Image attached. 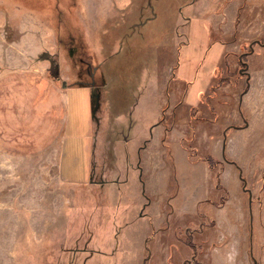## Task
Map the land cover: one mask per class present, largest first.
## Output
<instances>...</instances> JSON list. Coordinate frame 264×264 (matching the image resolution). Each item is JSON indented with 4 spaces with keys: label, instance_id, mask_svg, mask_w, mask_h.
I'll return each mask as SVG.
<instances>
[{
    "label": "rangeland",
    "instance_id": "rangeland-1",
    "mask_svg": "<svg viewBox=\"0 0 264 264\" xmlns=\"http://www.w3.org/2000/svg\"><path fill=\"white\" fill-rule=\"evenodd\" d=\"M57 1L0 0V264H264V0Z\"/></svg>",
    "mask_w": 264,
    "mask_h": 264
},
{
    "label": "crops",
    "instance_id": "crops-1",
    "mask_svg": "<svg viewBox=\"0 0 264 264\" xmlns=\"http://www.w3.org/2000/svg\"><path fill=\"white\" fill-rule=\"evenodd\" d=\"M112 3V4H111ZM131 3H132V0H111V2H110V4L112 5V7H116V8H122V9H125L126 10V8L128 7V6H131ZM80 8V4H79V0H78V9ZM232 53L233 54H237V52H236V50H235V48H233V50H232ZM20 66V65H19ZM27 67V68H26ZM18 68H20V69H23V71L25 70V69H29V66L28 65H26V66H20V67H18ZM18 68H17V70H18ZM35 68V67H34ZM33 72H35L33 75H35V74H38V73H41V72H39V70L37 69L36 71H34L33 69H31ZM25 72V71H24ZM41 75H42V73H41ZM50 83V85H52L55 89H57V90H59V88H57V85H55V83H53V82H49ZM61 89H60V91H61V93H63V94H65V95H67V89L70 87V86H66V84L65 83H62L61 84V86H59ZM38 88L40 89V86H38ZM38 99V106H39V104H41L42 103V95H40V97H38L37 98ZM92 100H93V98H92ZM15 106H17V104L15 105ZM17 107H19V106H17ZM17 107H14V110L17 108ZM31 108H35V105H34V107H31ZM39 110H41V107H40V109ZM92 110H93V103H92ZM247 126V125H246ZM92 129V128H91ZM159 134H157V136H156V138L154 137V140H153V135H151L150 137H145L144 138V140H142V142L143 141H147V140H150L149 141V144H151L152 145V142H155V143H157L158 142V138H159V136H158ZM173 137V136H172ZM174 138V137H173ZM173 138H172V142H174V140H173ZM60 141V140H59ZM56 140H54V141H52V142H50L49 144H47V145H44L43 147L45 148V151L47 150L46 149V147H49L50 148V150L51 151H55V153H56V156H57V154H60V152H61V155H60V158H58V159H60V161L58 160V167H59V169H60V173L63 175V173H62V168L63 167H61V156H62V151H63V144H61L60 143V146H59V149H58V145L56 146ZM141 142V143H142ZM94 143V142H93ZM93 143H92V145H93ZM140 143V144H141ZM139 144V145H140ZM156 146H158V145H155L154 146V149L155 150H153V151H151L150 153H151V155H150V157L147 159L149 162H147V163H151V167L152 168H154V169H156V168H159V167H162V165L163 164H160V161L158 160V154H159V149H158V147H156ZM32 149L30 150V149H28L27 151H21V152H27V153H29V154H32L31 156V158L33 159L35 156H36V154H38V153H42V146L41 147H31ZM186 147H183L181 144H176V145H174L173 146V148H172V159H173V163H174V165H176L177 164V162H180L182 165H183V167L185 168V167H187L188 165H190V166H192L193 168H195V167H197V169L200 171L201 170V173H202V175H203V177L205 178L206 177V175H207V173H208V169L210 170L211 169V171H213L214 170V168H213V165L211 164V162L209 161V159H206V160H208V161H204V160H202V158H201V156L200 155H196L195 157H192V156H190L189 155V152H188V150L187 149H185ZM195 148L197 149V146H195ZM144 151H147V147H144V149H143ZM0 151H4V152H6V153H8V154H18V153H20V150L19 151H17L16 150V152H15V150H8V149H2V147H0ZM222 151H223V149H222ZM208 152H210V154L211 155H216V152H217V149L215 150V148H214V146L212 145V146H210V148H208ZM34 162H37L36 164H34ZM209 163V164H208ZM207 165H208V167H207ZM87 166H88V168H87V170H88V176H87V179L86 180H89L90 179V175L92 176V172H93V170L95 169V164H94V160H93V158H92V160L90 159L89 160V162H88V160H87ZM177 166V165H176ZM30 167H32V168H34V169H36L37 167L38 168H40V169H42V159H40V158H38L37 160H33V164H31V166ZM178 167V166H177ZM183 167L181 168L180 167V169H183ZM179 168V167H178ZM227 169V168H226ZM198 171V172H199ZM214 172V171H213ZM60 174V175H61ZM194 174H195V172H194ZM229 174H230V176H229ZM213 175H214V173H212V177H213ZM226 178L227 177H231V173H228V174H226V176H225ZM42 177H41V175H39L38 176V180H40ZM197 178H199V175L197 176ZM58 180L59 181H65V182H68V183H70L71 181V183H74V180H71V181H68V180H65L64 179V177L63 176H59L58 177ZM37 183H39V181H37ZM222 198V197H221ZM198 200H202V199H198Z\"/></svg>",
    "mask_w": 264,
    "mask_h": 264
},
{
    "label": "trees",
    "instance_id": "trees-1",
    "mask_svg": "<svg viewBox=\"0 0 264 264\" xmlns=\"http://www.w3.org/2000/svg\"><path fill=\"white\" fill-rule=\"evenodd\" d=\"M9 1L11 3L29 8L30 10H34L38 12L39 11L42 12V10H45L44 12L48 11L50 12L51 17L55 19L53 20L54 22H50L54 31L58 33L59 29L62 27V24L60 22H61V15H62L61 13L63 6L60 5L57 0H42V8L40 7L41 0H9ZM33 2H34V6H32ZM74 5L78 7V0L75 2Z\"/></svg>",
    "mask_w": 264,
    "mask_h": 264
},
{
    "label": "flooded vegetation",
    "instance_id": "flooded-vegetation-1",
    "mask_svg": "<svg viewBox=\"0 0 264 264\" xmlns=\"http://www.w3.org/2000/svg\"><path fill=\"white\" fill-rule=\"evenodd\" d=\"M191 3V2H190ZM264 40H261V38H254L251 40L247 46V49H243L240 51V53L237 55V71L245 78V85L248 86L251 78V72L249 71V60L247 59L248 56H250L254 52V46L260 45L264 46ZM62 83H65V81H62ZM66 84V83H65ZM106 83L104 82L102 86H104ZM93 88L99 87L101 85H98L94 82L92 79L90 82V85ZM95 106V105H94ZM93 106V109H94Z\"/></svg>",
    "mask_w": 264,
    "mask_h": 264
},
{
    "label": "water",
    "instance_id": "water-1",
    "mask_svg": "<svg viewBox=\"0 0 264 264\" xmlns=\"http://www.w3.org/2000/svg\"><path fill=\"white\" fill-rule=\"evenodd\" d=\"M264 44V43H263Z\"/></svg>",
    "mask_w": 264,
    "mask_h": 264
}]
</instances>
